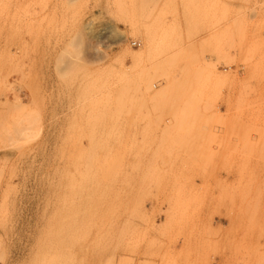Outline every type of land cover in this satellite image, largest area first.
Wrapping results in <instances>:
<instances>
[{"label": "rangeland", "instance_id": "374dc122", "mask_svg": "<svg viewBox=\"0 0 264 264\" xmlns=\"http://www.w3.org/2000/svg\"><path fill=\"white\" fill-rule=\"evenodd\" d=\"M259 86L264 0H0V264H264Z\"/></svg>", "mask_w": 264, "mask_h": 264}, {"label": "crops", "instance_id": "0c3cea01", "mask_svg": "<svg viewBox=\"0 0 264 264\" xmlns=\"http://www.w3.org/2000/svg\"><path fill=\"white\" fill-rule=\"evenodd\" d=\"M264 86H259L258 90L263 91L262 88ZM231 92L233 93V96L235 97L234 105L230 106L231 112H233V109H237V112L239 111L238 107L240 105V108H243V101H242V92L243 87L240 84H235L234 89H231ZM251 99H254V96H251ZM251 105L249 107H246L245 114L246 115H236L235 117L231 116L229 118H226L229 122L230 129H235V131H230L227 133H221L219 134L220 140H222V143L220 145V148L216 149L213 148V150H217L216 154L218 155H231L236 152L238 149V144H242L243 140V133H242V124L243 119L246 118H253V116L258 117L261 120H264V99H258V101H247ZM254 103V104H253ZM253 104V105H252ZM227 108L226 104H222L220 106V111L223 112ZM242 110L240 111V113ZM248 115H252V117H249ZM239 129V131H237ZM264 139V137H263ZM224 142V143H223ZM195 170H201V169H195ZM205 170L209 171H218L220 173H223V169L211 166L206 167ZM223 175V174H222ZM204 186L205 184L202 183V181L199 178L194 179V186ZM229 221L226 217L221 216L219 214H213L211 217H209L204 211H194L191 213L189 211L188 213V228L190 229L192 226L193 229V237L188 241L187 243V250L192 253V258L190 256L188 262L189 264H223L222 259L220 256H212L214 253H211L213 250L211 249V246L206 245V238H207V231H214L216 233L217 238H223V236L226 235V232L228 230ZM220 240V239H218ZM214 241V240H213ZM219 243V241L217 242ZM214 243V244H217ZM216 246V245H215ZM183 247L182 243H178L176 248L177 250H180Z\"/></svg>", "mask_w": 264, "mask_h": 264}, {"label": "built area", "instance_id": "2783aa9c", "mask_svg": "<svg viewBox=\"0 0 264 264\" xmlns=\"http://www.w3.org/2000/svg\"><path fill=\"white\" fill-rule=\"evenodd\" d=\"M131 44H132L133 46H139V42H138V41H132Z\"/></svg>", "mask_w": 264, "mask_h": 264}]
</instances>
